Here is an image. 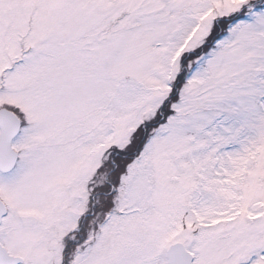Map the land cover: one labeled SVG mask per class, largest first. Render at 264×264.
<instances>
[{"label":"snow or ice","instance_id":"6c2138e0","mask_svg":"<svg viewBox=\"0 0 264 264\" xmlns=\"http://www.w3.org/2000/svg\"><path fill=\"white\" fill-rule=\"evenodd\" d=\"M0 264H264V0H0Z\"/></svg>","mask_w":264,"mask_h":264}]
</instances>
